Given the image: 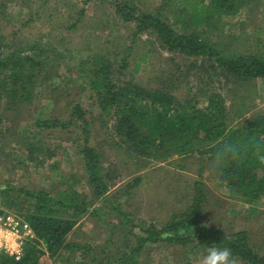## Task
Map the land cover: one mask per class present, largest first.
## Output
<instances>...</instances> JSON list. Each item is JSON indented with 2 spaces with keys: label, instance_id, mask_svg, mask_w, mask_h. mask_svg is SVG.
I'll return each instance as SVG.
<instances>
[{
  "label": "rangeland",
  "instance_id": "rangeland-1",
  "mask_svg": "<svg viewBox=\"0 0 264 264\" xmlns=\"http://www.w3.org/2000/svg\"><path fill=\"white\" fill-rule=\"evenodd\" d=\"M135 1L143 10L160 13L163 19L174 24L172 18L175 17L168 15L161 0ZM240 5L237 14L215 15L206 27L196 32L217 43L227 54L264 56V34H261L264 32V0H245ZM160 8L164 11L159 12ZM174 27L188 33L193 31L179 24ZM133 29L134 23L122 21L114 5L107 0H0L3 51L25 49L32 41L52 46L65 53L59 68L62 85L73 80L70 96L61 95L52 100L48 90L31 103L9 106V112H5L7 118L0 122V188L10 185L17 189L56 191L60 187H71L86 194L88 200L92 199L82 161L85 140L81 131L72 128L39 132L34 122L39 116L65 117V103L69 101L79 102L87 110L93 109L92 93L88 88L77 91V75L73 74V69L81 57L94 52L107 55L115 79L122 84L136 83L144 88L161 89L181 102L197 100L199 107L207 103L212 94H219L233 126H242L264 114V77L243 80L224 71L213 59L170 51L155 31L145 30L132 40ZM37 91L40 93V88ZM148 105L150 103H144L141 108ZM97 116L94 109L88 115L93 118L90 144L100 151L102 164L114 179L110 190L79 217L66 237L68 244H89L91 249L82 253L81 249L70 246L52 254L40 240L42 254L38 264L88 261L91 253L102 247L113 254L110 262L112 258L125 257V250L135 247L137 238L144 235L136 228H127L130 223L127 219L141 217L157 228L166 226L172 215L182 216L189 210L196 195L197 180L204 182L205 199L199 214L204 226L221 227L226 234L245 230L251 245L264 254V199L243 202L227 187L222 169L214 167L216 155L209 158L196 148L158 159L140 155L130 148L125 137L116 134L115 128L103 126ZM112 123L111 118L109 126ZM7 128L10 131L6 132ZM13 194L20 197L19 206H6L0 196L1 211L15 212L29 222V213L23 210L25 206L21 203L24 194ZM205 255L206 250L195 242L183 245L161 241L148 243L139 261L140 264H202ZM7 257L11 256L4 255L0 260Z\"/></svg>",
  "mask_w": 264,
  "mask_h": 264
},
{
  "label": "trees",
  "instance_id": "trees-1",
  "mask_svg": "<svg viewBox=\"0 0 264 264\" xmlns=\"http://www.w3.org/2000/svg\"><path fill=\"white\" fill-rule=\"evenodd\" d=\"M107 1L114 5L122 21L134 23L132 40L145 30L155 31L170 51L213 59L224 71L243 80L264 77V56L241 52L227 54L219 49L217 43L196 32L206 27L215 15L237 14L240 4L245 0H161L164 8L167 7L168 15L170 13L175 17L172 18L174 24L169 23V19H163L160 13L143 10L135 4V0ZM160 10L164 11L162 8ZM178 24L193 30V33L176 29L174 26ZM30 44L25 49L6 52L0 40V102L5 99L3 110H0V122L7 118L5 112H9V106L31 103L48 90L52 100L57 96L72 94L73 80L62 85L59 74L60 60L65 53L39 41ZM25 51L28 53L23 55ZM112 66L106 54L94 52L81 57L73 69V74L77 75V91L85 88L90 90L94 101L92 107L103 126L115 128L117 133L114 132L125 137L130 148L138 154L156 159L186 153L195 148L200 154L205 153L212 158L222 142L236 145L238 147L233 149V155L238 151L239 156L222 168L224 182L245 203L264 199V114L242 126H233L219 94H212L207 103L199 107L197 100L181 102L161 89L144 88L136 83L122 84L115 79ZM137 68H140L139 64ZM37 88H40V93ZM144 103L150 105L141 108ZM65 105V117L39 116L34 124L39 132L72 128L81 131L85 140L81 149L82 161L92 199L88 200L86 194L71 187H60L56 191H33L4 185L0 188V196L8 207L19 206L20 197H14V192L24 194L25 198L21 202L25 206L23 210L29 213L27 219L37 238L26 243L20 259L7 257L0 263L38 264L42 254L38 244L40 240L47 244L52 254L70 246L75 250L81 249L82 253L91 249L89 244H68L66 237L76 226L79 217L91 209L96 199L110 190L114 177L102 164L100 151L90 144L93 118L88 115L93 113V109L87 110L76 101H69ZM107 118L108 121L105 120ZM111 118L113 123L109 126ZM30 151L32 155V149ZM203 185L202 180L195 182L196 195L189 210L182 216L172 215L171 221L162 228L148 224L141 217L128 218L130 226L128 224L126 227L130 230L136 228L144 235L137 238L135 247L125 250V257L112 258L113 262H110L113 254L102 247L100 251L92 252L88 261L68 260L69 264H140L139 257L146 245L161 241L183 245L195 242L203 250L212 246L227 247L242 264H264V254L251 245L247 231L226 234L221 227L204 226L199 218L205 199Z\"/></svg>",
  "mask_w": 264,
  "mask_h": 264
},
{
  "label": "built area",
  "instance_id": "built-area-1",
  "mask_svg": "<svg viewBox=\"0 0 264 264\" xmlns=\"http://www.w3.org/2000/svg\"><path fill=\"white\" fill-rule=\"evenodd\" d=\"M35 237L30 222L15 212L3 213L0 207V259L4 255L20 259L26 241Z\"/></svg>",
  "mask_w": 264,
  "mask_h": 264
},
{
  "label": "clouds",
  "instance_id": "clouds-1",
  "mask_svg": "<svg viewBox=\"0 0 264 264\" xmlns=\"http://www.w3.org/2000/svg\"><path fill=\"white\" fill-rule=\"evenodd\" d=\"M236 147L238 146L222 142V146L217 151L214 159V167L222 169L231 161L236 160L239 156L238 151L233 155V149ZM202 264H238V259L233 255L231 249L212 246L206 250V255L203 257Z\"/></svg>",
  "mask_w": 264,
  "mask_h": 264
}]
</instances>
